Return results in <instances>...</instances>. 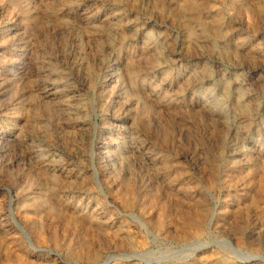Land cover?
I'll use <instances>...</instances> for the list:
<instances>
[{
  "label": "rangeland",
  "instance_id": "rangeland-1",
  "mask_svg": "<svg viewBox=\"0 0 264 264\" xmlns=\"http://www.w3.org/2000/svg\"><path fill=\"white\" fill-rule=\"evenodd\" d=\"M18 251L264 264V0H0V264Z\"/></svg>",
  "mask_w": 264,
  "mask_h": 264
},
{
  "label": "bare ground",
  "instance_id": "bare-ground-1",
  "mask_svg": "<svg viewBox=\"0 0 264 264\" xmlns=\"http://www.w3.org/2000/svg\"><path fill=\"white\" fill-rule=\"evenodd\" d=\"M238 1V0H237ZM157 48V47H156ZM159 48V47H158ZM157 48V50H158ZM168 73V72H167ZM68 99V98H67ZM69 100V99H68ZM129 186L128 185H121L120 188H119V191H118V194H123V195H126L128 191ZM41 193V192H40ZM130 193V192H129ZM43 194V193H42ZM164 195L166 197H170L171 195V192L170 191H167L164 193ZM41 197V196H40ZM43 197V196H42ZM41 197V198H42ZM44 199V198H43ZM173 199V198H171ZM146 205L148 206H152L154 203V200H153V197H148L146 198ZM52 201V200H51ZM176 201V200H175ZM167 207H166V210L165 212H168V217H169V223L171 224V226L173 227V230L180 236V237H188V236H191V235H195L197 234L198 232L200 233V230H201V227L198 225V222L195 219H193V217L188 213H187V209L185 208V206L181 203H178L177 201L176 202H173V201H170L167 203ZM49 211H51L53 209V207H51L49 205V207H47ZM163 210H164V207H163ZM162 208H158V210L156 211V213H158L159 211H163ZM46 211V210H45ZM47 212V211H46ZM56 212V211H55ZM63 218L64 220L66 221L65 223H70V222H73L75 223V225L77 224L76 220L78 219V215L76 214V212L74 210H71V209H67L65 212H63ZM162 214V212H160ZM159 214V213H158ZM87 216L85 217L86 219L89 220L90 222V225H92L93 223L95 224L94 226L96 227V229H98L99 231H103L105 232L106 234H109L110 231H113L114 234L117 236L116 234V231L112 228L111 225H107V226H104V224L97 220V221H93L92 219V216L89 215V214H86ZM64 222V221H63ZM64 223V224H65ZM184 223H187V224H184ZM74 226V224H73ZM79 230H83L85 228V225H79ZM38 233L39 234H43L44 233V230L41 229V228H38ZM93 230V231H95ZM85 232V231H84ZM81 233V232H79ZM102 233V232H101ZM52 237L55 236L54 232H50V234H48ZM119 235V233H118ZM74 245V248L75 250L79 253V254H82L84 252V250L88 249L87 251V255L91 256L93 253L89 252L90 251V246L89 244H86V243H83L81 242L78 238L77 240L73 243ZM23 255V254H22ZM20 253V251H18L16 253V257L17 259L21 262V263H25V264H30L31 262L34 263L33 261H30L28 260L27 258L23 257ZM25 258V259H24ZM200 260V259H199ZM29 261V262H28ZM197 260L193 261L196 262ZM28 262V263H27ZM198 262V261H197ZM229 262V261H228ZM191 262V264H193Z\"/></svg>",
  "mask_w": 264,
  "mask_h": 264
}]
</instances>
